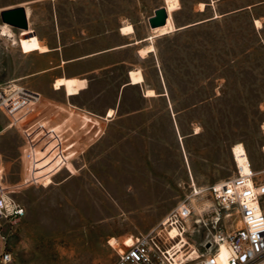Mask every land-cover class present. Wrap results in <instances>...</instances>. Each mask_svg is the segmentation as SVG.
<instances>
[{"label": "rangeland", "instance_id": "obj_1", "mask_svg": "<svg viewBox=\"0 0 264 264\" xmlns=\"http://www.w3.org/2000/svg\"><path fill=\"white\" fill-rule=\"evenodd\" d=\"M19 5L29 28L11 26L15 40L0 34V86L42 98L19 126L0 114L6 183L25 207L16 223L0 220L6 264H113L124 239L182 201L213 218L208 188L235 173L234 145L264 169V0H0V31L1 12ZM163 5L175 29L157 35L149 18ZM40 67L50 71L30 76ZM132 69L142 83H130ZM61 76L82 82L71 102L54 88ZM38 123L60 143L49 134L37 147L44 175L28 182L26 130ZM228 222L241 225L237 215ZM206 233L196 226L193 241Z\"/></svg>", "mask_w": 264, "mask_h": 264}, {"label": "built area", "instance_id": "obj_2", "mask_svg": "<svg viewBox=\"0 0 264 264\" xmlns=\"http://www.w3.org/2000/svg\"><path fill=\"white\" fill-rule=\"evenodd\" d=\"M41 98L39 92L19 84L0 86V114L9 120L5 127L21 125ZM1 126L0 122V132L4 128ZM31 126L26 130L28 139L24 149L25 156H31L28 182L38 181L44 175L37 172L39 153L43 152L37 147L47 146V136L54 135L55 131L44 123H38L34 129ZM57 137L55 133L56 146L60 143ZM234 159L235 173L208 188V194L215 201L213 218L205 219L203 214L195 218L192 200L182 201L157 227L132 236L129 244L124 239L117 248L118 258L113 264H264V169L255 171L246 158L249 170L243 172L235 156ZM52 171L56 172V168ZM11 191L6 183L4 155L0 149V220L16 223L25 214V207ZM202 192L193 186V194ZM235 215L239 226L228 222ZM196 226L199 230L207 229L204 239L198 243L193 241ZM223 248L226 254L221 262L219 256ZM11 261V253L3 252L1 264Z\"/></svg>", "mask_w": 264, "mask_h": 264}, {"label": "bare ground", "instance_id": "obj_3", "mask_svg": "<svg viewBox=\"0 0 264 264\" xmlns=\"http://www.w3.org/2000/svg\"><path fill=\"white\" fill-rule=\"evenodd\" d=\"M26 10H27V16H29L30 10L28 8ZM256 24L260 25V21L257 20ZM22 29H28V28H22ZM174 29H175V26H174V23H173L170 16H168L167 23L165 25L159 26L156 28H152L153 32H155L157 35H163V34L169 33L171 31H173ZM133 32H134V27L131 24L124 25L121 28V33L123 35H129V34H132ZM0 34L7 36V37H11L15 40L14 32L11 28V25H9L6 22L4 23L3 27L1 28ZM146 39L152 40L153 36L146 37L143 40H146ZM152 49H153V45H148V46L141 47L139 52L142 55H146V54H148V52L152 51ZM48 50H49V47H47L46 45L41 47L42 52H46ZM65 62H66V60H63V63H65ZM143 81H144V76H143V73L141 70H139V69L130 70V83L131 84H139V83H142ZM81 86H82V82L77 77L61 76V77H58L54 81V88L60 89V88L64 87L68 95H74V94L79 93ZM146 93L148 95H153L154 90L148 89ZM108 112H109L108 116H111L114 113V109L112 108ZM233 155L235 156L237 162H239L241 170L243 172L248 171L249 167L247 166L245 159L246 158L250 159V158L248 156V153H247L245 146L241 142L234 145ZM196 188H197V186H196ZM197 191L201 192V191H203V189L197 188ZM116 241H117L116 238L113 237L110 242H111V244H115ZM225 254H226V250L223 248V252L219 256V259L221 262H224Z\"/></svg>", "mask_w": 264, "mask_h": 264}, {"label": "water", "instance_id": "obj_4", "mask_svg": "<svg viewBox=\"0 0 264 264\" xmlns=\"http://www.w3.org/2000/svg\"><path fill=\"white\" fill-rule=\"evenodd\" d=\"M169 13L166 5H163L155 10L153 16L149 18L151 28L163 26L167 23ZM2 20L9 25L22 29L29 28L28 16L26 7L23 5L5 9L1 12ZM209 245V244H208Z\"/></svg>", "mask_w": 264, "mask_h": 264}, {"label": "crops", "instance_id": "obj_5", "mask_svg": "<svg viewBox=\"0 0 264 264\" xmlns=\"http://www.w3.org/2000/svg\"><path fill=\"white\" fill-rule=\"evenodd\" d=\"M49 71H50V68H49V67H40L38 70H36V71L30 73V76H36V75H38V74H41V73H47V72H49ZM55 80H56V79H55ZM53 85H54V84H53ZM55 90L57 91V89H55ZM56 91H55V92H56ZM80 93H81V90H80V92H79L78 94H74V95H68V94L66 93V98H67V100H68L69 102H71V100L76 99ZM40 94H42V93H40ZM49 96H55V93H53V95L50 93ZM70 104H71V103H70ZM0 230H1V222H0ZM0 259H1V258H0Z\"/></svg>", "mask_w": 264, "mask_h": 264}]
</instances>
